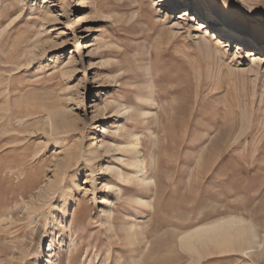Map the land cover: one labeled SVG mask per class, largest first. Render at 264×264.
<instances>
[{
    "label": "rangeland",
    "instance_id": "rangeland-1",
    "mask_svg": "<svg viewBox=\"0 0 264 264\" xmlns=\"http://www.w3.org/2000/svg\"><path fill=\"white\" fill-rule=\"evenodd\" d=\"M187 1L0 0V264H264V44L209 51ZM215 1L264 32V0ZM229 219L251 247H181Z\"/></svg>",
    "mask_w": 264,
    "mask_h": 264
},
{
    "label": "bare ground",
    "instance_id": "bare-ground-1",
    "mask_svg": "<svg viewBox=\"0 0 264 264\" xmlns=\"http://www.w3.org/2000/svg\"><path fill=\"white\" fill-rule=\"evenodd\" d=\"M176 1L178 2L177 9L184 8V6H186L188 3L187 1L183 4L184 0ZM194 6L195 17H192L191 15L193 10H184L181 15V19L183 20L182 23L189 21L198 25L199 28L203 30V37L206 38L205 48L208 49L211 44L210 37L212 38V41H215L217 44H222L223 48L228 47L230 40L235 39L234 34L238 33V36L235 40L237 41L236 47L238 48L239 52L250 48L247 52L249 59L253 58L254 62H258L256 59H258L260 55L257 54V49H254V45L264 44V32L260 30L248 32V30H246V28L240 23L244 20L241 17L240 11L237 7L233 6L232 8L226 5H221L215 0H195ZM188 11H190V13ZM206 18L208 20L204 21ZM179 30H181V28H179ZM230 35L232 36L230 37ZM208 50L210 51L211 49L209 48ZM238 54L240 56L243 55V53ZM149 102H151V100L147 101V103ZM127 113H129V111L125 112V114ZM105 130L106 129H104V132ZM139 136V134L134 136L136 141L139 140ZM138 147L139 143L136 146H121L118 149L120 151L124 149L129 150V152L134 155V158L125 165L133 168V180L139 183L140 187H143V190L150 191L152 180L145 175V160ZM122 161L124 162V160H121V162ZM133 199L136 205H143L147 208L151 206V203L148 200H145L141 197H135ZM108 211L110 213L112 212L111 209ZM130 229L134 230V227L131 225ZM254 241V231L246 224L244 220L229 219L191 230L189 234L181 237L180 245L182 248H185L187 252H191L200 256L204 252H219L223 254L229 253L231 251H238L240 248H243L244 245L251 247ZM49 249H51V246ZM50 253L51 256L56 259V256L53 254V252L50 251Z\"/></svg>",
    "mask_w": 264,
    "mask_h": 264
}]
</instances>
